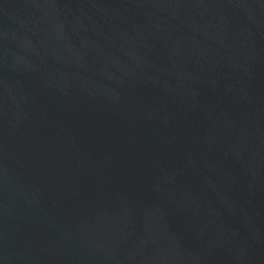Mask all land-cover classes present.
I'll use <instances>...</instances> for the list:
<instances>
[{
    "label": "water",
    "instance_id": "obj_1",
    "mask_svg": "<svg viewBox=\"0 0 264 264\" xmlns=\"http://www.w3.org/2000/svg\"><path fill=\"white\" fill-rule=\"evenodd\" d=\"M0 264H264V0H0Z\"/></svg>",
    "mask_w": 264,
    "mask_h": 264
}]
</instances>
